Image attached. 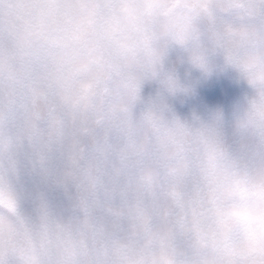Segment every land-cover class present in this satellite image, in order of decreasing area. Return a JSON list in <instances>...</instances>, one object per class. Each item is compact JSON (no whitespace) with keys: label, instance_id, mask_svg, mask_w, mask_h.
Masks as SVG:
<instances>
[{"label":"clouds","instance_id":"9594fccd","mask_svg":"<svg viewBox=\"0 0 264 264\" xmlns=\"http://www.w3.org/2000/svg\"><path fill=\"white\" fill-rule=\"evenodd\" d=\"M0 264H264V0H0Z\"/></svg>","mask_w":264,"mask_h":264}]
</instances>
